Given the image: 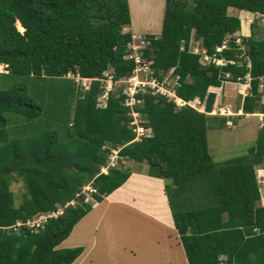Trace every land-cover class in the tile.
Returning a JSON list of instances; mask_svg holds the SVG:
<instances>
[{"label":"trees","instance_id":"trees-1","mask_svg":"<svg viewBox=\"0 0 264 264\" xmlns=\"http://www.w3.org/2000/svg\"><path fill=\"white\" fill-rule=\"evenodd\" d=\"M164 7L161 32L146 35L142 54L158 79L172 68L175 95L186 103L148 90L136 94L141 106L132 108L122 83L108 92L106 105L98 104L105 72L117 81L135 68L127 57L133 32L124 30L131 23L128 0H0V64L6 70L0 72V264H71L84 247L59 244L92 205L121 191L109 194L133 171L120 162L108 164L114 150L119 159L146 163L149 176L165 180L188 264H264V206L258 204L256 174L264 165V125L248 152L231 161L216 164L207 147L216 97L210 86L242 83L249 74L242 115L264 112V34L255 23L249 36H237L240 18L228 12L264 14V0H165ZM192 40L234 63H202L190 50ZM75 75L90 79L89 87ZM195 98L205 99L203 111L188 103ZM133 109L147 119L142 124L151 136L135 139ZM218 119L222 126L237 117ZM211 173L212 185L188 189L189 207L181 194ZM17 177L26 189L16 206L10 185ZM129 180L126 187L143 192ZM89 183L93 203L82 190ZM51 212L57 214L41 226L26 223Z\"/></svg>","mask_w":264,"mask_h":264},{"label":"rangeland","instance_id":"rangeland-1","mask_svg":"<svg viewBox=\"0 0 264 264\" xmlns=\"http://www.w3.org/2000/svg\"><path fill=\"white\" fill-rule=\"evenodd\" d=\"M130 1L128 0L131 23L126 26L124 30L131 28V32H133L132 34L134 35L153 34L158 36L162 28L165 0ZM228 12L229 14L237 15L240 18L241 27L240 30L236 32L237 36H249L255 23L261 26L259 34H264V20L260 19V17L258 19L254 17L253 12L246 10L237 11L232 8H229ZM244 25L247 27V30H245ZM16 26L22 31L19 21H16ZM239 41L240 38L238 37L237 42ZM198 47V43L195 40H192L190 50L195 52L199 49ZM4 71H6L5 64H2L0 66V72ZM171 71L172 68L166 72L161 71L158 75L159 78L161 77V82L159 81V83H156L153 81L151 83V87L156 84L159 90L155 91H159L161 94H166L168 98H173L177 104H182V101L175 95L174 85L177 83V80L176 78H173ZM143 73L144 71L141 70L138 73L135 72L136 78L133 80H128V77H123L116 82H111L109 80V76L107 77V75H103L100 81L103 85L108 87L112 86V90H114L118 84L122 83L126 96L127 92L129 93L126 99V104L132 108L134 106L139 107L141 105L138 104H140L141 101H134L133 94L148 91V89L143 86ZM67 76L72 77L73 74L68 73ZM75 79L80 80V84L84 87V89L89 87L90 79L80 78L78 75H75ZM262 84L263 86L259 88L261 93V103L264 102V81ZM249 89L250 83L248 80H245L242 83L226 81L222 84V86H210L208 88V91L216 93L215 103L213 106L214 109L209 113L212 116L208 119L210 127L207 130V147L216 164L225 163L245 155L248 152L249 147L255 141L259 129L264 125V112H254L242 115V111L240 109L241 101L243 96L249 93ZM136 97L137 96L135 95V99ZM98 100L99 105H106V97L100 95ZM189 103L200 111L204 110L205 99L202 100L196 98ZM136 111L139 110H132L133 119L131 124L136 125L135 131L137 135L135 139L140 140L143 137L142 127L144 126L142 122H146L147 119L143 118L141 113ZM222 116H235L237 119L236 122H232L228 119L226 125L221 126V121H219L218 117ZM15 127L16 125L11 123L9 129L13 131ZM144 128H147L149 131L147 135L151 136L152 130L149 127ZM119 162L125 166H130L134 172L137 170L140 173H145L147 170L146 163L138 164L127 159H119L116 154V150H114L109 156L108 164L111 166H117ZM259 169L260 168L256 167V174L261 195L258 204L264 206V178L261 177ZM107 170L108 167L102 168L103 172H107ZM213 175V173L208 175L207 181L186 187L187 190H184L181 196L184 200H186L189 207H192V205L189 202L190 199L188 196V189H197L194 191H201L199 188L204 187L206 184L212 185V183H214ZM134 177L137 180L138 186L144 187L143 192L140 193H145L144 196H147V192L151 190L153 183H151L148 177L145 176L134 175ZM209 185L207 187L211 190ZM10 188L14 194V204L17 206L22 201V194L26 189L25 182L21 177H17L16 180L12 181ZM121 189L124 190L132 188L124 185ZM82 190H84L85 193V201L93 203L94 200L91 192H94V189L91 184L89 183L84 185ZM122 190H119L113 196H110V202L107 201L105 205H101L95 211H93L94 209L92 208L89 212H87L86 215L89 217L87 219H81V224L77 227L74 235L71 236L72 239L68 241V243H73L76 236L83 239L82 244H76L78 246H83L85 250L88 249V258H86V261L83 264H164L162 261L167 260L168 245L171 243V239L174 234L164 231L160 224L151 221V219L141 212L134 211L132 213L131 210H128L123 206H115L114 204H111L114 202L117 195L119 196L122 194ZM197 202L201 204L203 201L197 200ZM61 211L62 209L60 208L58 212ZM56 214L57 212L54 215ZM100 215L102 222L96 224ZM45 217L46 215L42 217L38 216L29 220L32 222L31 224L34 225L35 221L42 220ZM172 229L175 230L174 228ZM66 239H64V241L60 244L62 245L61 247L76 246L67 244V241H65ZM170 251L172 253V258L177 257L178 254H180V248L176 249V247H174L173 249H170ZM163 254L164 256H162ZM181 259L182 258H180V260Z\"/></svg>","mask_w":264,"mask_h":264},{"label":"crops","instance_id":"crops-1","mask_svg":"<svg viewBox=\"0 0 264 264\" xmlns=\"http://www.w3.org/2000/svg\"><path fill=\"white\" fill-rule=\"evenodd\" d=\"M130 5H131V1H130ZM130 30H131V28H130ZM259 166H262V170H259V171H260L261 177L264 178V165H258L257 167H259ZM134 175H141V176L148 177L150 182L153 183V185H152L153 187L150 186L152 188L149 192H147V196H144L145 193H140V191L137 192L136 189H124V190H122L123 191L122 194L120 196L117 195L116 199H114V202L111 204H114L115 206L116 205L117 206H123V207L127 208L128 210H131L132 213L134 211L141 212L145 216H147L149 219H151V221L160 224L163 227L164 231L173 233L174 234V236L172 238L173 241L171 239V243L168 245L167 260L162 261V262L164 264H188L185 253L183 252L184 250L182 251L183 247L179 242L178 233H177L175 225H174V220H173L171 208H170V205L168 203L167 195L165 193V187H164L165 186V180L164 179L159 178V177L149 176L146 172L140 173L138 171H135V172L132 171L130 173V175L128 176V178L126 179V181L109 194L111 195L113 192L118 191L117 189L123 187L126 184V182L129 180L130 177H131L132 181L138 185L137 180L134 177ZM132 181L129 180L128 183H130ZM132 183H130V184H132ZM139 187L142 190H144V187H142V186H139ZM107 196L108 195H106L101 202H98V204L96 206L92 205V208L94 209L93 211H95L101 205H103V204L105 205V203L107 202ZM88 217L89 216L86 215L85 217H83L81 219L82 220L87 219ZM81 219L74 225V227H73V229L69 235L70 237L68 236L69 238L67 237L68 239L65 240V241H67V244L76 245V244H82L83 243V239L79 236H76V238L73 240V243L72 242L68 243V241H70L72 239L71 236L74 235L77 227H79V225L81 224V222H82ZM99 222H102L101 215L97 219L96 224ZM172 228H174L175 230H173ZM159 241H160V238H159ZM60 244H59V247L62 246ZM76 246H78V245H76ZM174 247H176V249L180 248V252H179L180 254H178L177 257L172 258V253H171L170 249H173ZM162 256H164V254ZM86 258H88V249L87 250L83 249L82 253L71 264H83V263H85ZM180 258H182V259L180 260Z\"/></svg>","mask_w":264,"mask_h":264},{"label":"built area","instance_id":"built-area-1","mask_svg":"<svg viewBox=\"0 0 264 264\" xmlns=\"http://www.w3.org/2000/svg\"><path fill=\"white\" fill-rule=\"evenodd\" d=\"M254 17H256L257 19L260 17V19L264 20V14L262 13H254ZM149 43V40L148 38L146 37L145 34H139V35H132V40L128 42L127 44V57L129 59H132L134 60L135 62V68L133 69L132 73L130 75H128V80L131 79L133 80L134 78H136V73H138L139 71L143 70L144 73H143V80H144V83H143V86L146 87L150 92L152 93H158L157 91L155 90H159L157 88V85L155 84L153 87H151V83L154 81L156 83H159L160 79L156 78L154 75H153V70L150 66V62L145 60L144 57H143V54H142V49L145 47L146 44ZM226 41H224V43L222 44V46H218L216 47V51H220L223 47L226 46ZM199 49H197L195 51V53H199L200 54V61L202 63H209V62H213L217 65H224L226 62H231V63H234V61H227L223 58H218L215 53L213 54H208L206 52V49H204L203 47L199 46L198 47ZM192 51V50H191ZM104 75H107V77L109 76V80L111 82H116L113 80V75L109 72H105ZM226 76H228V74H226ZM126 77V78H127ZM122 79V78H121ZM250 75L247 74L245 76V80L249 81L250 82ZM120 80V79H119ZM259 80H260V83H259V88L263 86L262 82L264 81V75L259 77ZM161 82V81H160ZM150 87V88H149ZM112 86L111 87H108L106 85H104V92L101 94L102 96L106 97L107 99V96H108V92L111 91L112 89ZM125 92V91H124ZM126 93V92H125ZM144 93V92H143ZM129 95V93L127 92V96ZM135 95L136 94H133V99L134 101L136 102H139L141 101L138 97H136L135 99ZM127 96L125 98V102H126V99H127ZM136 104V103H135ZM183 104V103H182ZM182 104H179V105H182ZM128 105V104H127ZM137 112V111H136ZM142 135L143 136H149L147 135V133L149 132L147 130V128L145 129L144 127H142ZM56 212H51V213H41L35 217H42V216H45V218H43L42 220H37L35 221V224H31L32 222L30 220H27L26 223L29 224L30 226L36 228L38 226H41L42 223L46 220V218L54 215ZM18 224H20V222H18Z\"/></svg>","mask_w":264,"mask_h":264},{"label":"clouds","instance_id":"clouds-1","mask_svg":"<svg viewBox=\"0 0 264 264\" xmlns=\"http://www.w3.org/2000/svg\"><path fill=\"white\" fill-rule=\"evenodd\" d=\"M176 79H177V77H176ZM177 98L180 99L179 97H177ZM195 99H196V98H195ZM195 99H193V100H195ZM180 100L182 101L183 104L186 103V102H184L182 99H180ZM193 100H192V101H193ZM189 102H190V101H189ZM189 102H188V103H189ZM176 103H177V102H176ZM189 104H190V103H189Z\"/></svg>","mask_w":264,"mask_h":264},{"label":"bare ground","instance_id":"bare-ground-1","mask_svg":"<svg viewBox=\"0 0 264 264\" xmlns=\"http://www.w3.org/2000/svg\"><path fill=\"white\" fill-rule=\"evenodd\" d=\"M18 24V23H17ZM2 64H0V66H1ZM107 201H109L110 202V200H109V198H107Z\"/></svg>","mask_w":264,"mask_h":264}]
</instances>
